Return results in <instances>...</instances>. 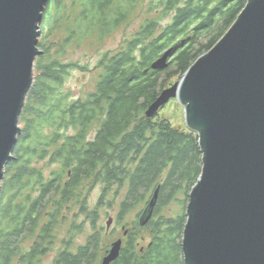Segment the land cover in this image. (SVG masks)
<instances>
[{
	"label": "trees",
	"instance_id": "obj_1",
	"mask_svg": "<svg viewBox=\"0 0 264 264\" xmlns=\"http://www.w3.org/2000/svg\"><path fill=\"white\" fill-rule=\"evenodd\" d=\"M247 2H47L40 24L41 39L62 27L67 34L65 42L80 43L91 37L102 42L132 19L138 6L147 5V14L119 50L102 54L95 88L79 99H72L70 92L62 89L69 69L79 64L65 63L51 55L39 38L42 53L35 64L39 73L25 100L13 157L4 166L0 264H12L14 248L17 254L23 253L21 237L25 235L35 241L27 254H22L26 256L21 262L37 264L39 256L51 250L59 222L67 220L65 214L74 206L78 207L75 219L79 213L85 214L95 231L86 244L74 250L73 232L80 231L82 223L73 221L62 239L65 248L54 263L102 264L110 246L103 244L104 235L95 227L100 206L111 207L116 202L115 222L126 234L120 256L112 264H186L182 251L185 211L203 169L199 135L159 113L148 117L146 111L174 79H179L226 34ZM168 17L170 20L164 23ZM169 49V67L153 69L155 59ZM60 53L63 51H57ZM96 186H101L102 192L90 211L88 192ZM158 188L153 216L142 225V213ZM172 205L180 210L165 213ZM137 209L140 211L135 224L129 228L123 221L127 213Z\"/></svg>",
	"mask_w": 264,
	"mask_h": 264
},
{
	"label": "water",
	"instance_id": "obj_2",
	"mask_svg": "<svg viewBox=\"0 0 264 264\" xmlns=\"http://www.w3.org/2000/svg\"><path fill=\"white\" fill-rule=\"evenodd\" d=\"M48 1L0 0V190L42 53ZM170 55L172 49L151 67H169ZM173 97L203 152L202 174L185 211L186 264H264V0H248L226 34L159 94L146 115L155 116ZM158 194L159 188L142 225L152 218ZM122 240H114L102 264L120 256Z\"/></svg>",
	"mask_w": 264,
	"mask_h": 264
},
{
	"label": "rangeland",
	"instance_id": "obj_3",
	"mask_svg": "<svg viewBox=\"0 0 264 264\" xmlns=\"http://www.w3.org/2000/svg\"><path fill=\"white\" fill-rule=\"evenodd\" d=\"M147 11V5L138 6L136 11L132 15V19H130L127 23L121 25L113 34L107 37L102 42L98 41L96 38L91 37L88 38L80 43L76 41H68L65 42L67 37L65 29L62 27L54 30L52 35L41 39V34H39V38L45 44V48H49V51L52 53L51 55L57 56L58 59L65 63H77L79 64L78 67H73L69 69L67 72V76L64 80L63 91L70 92L72 99H79L80 97H85V95L92 91L95 88V84L97 83L100 75L101 69L97 67L99 58H101L102 54L106 51L115 52L121 48L124 44L126 38L132 37L133 33L138 30L141 22L145 18ZM156 15L154 13L153 17ZM170 18H166L163 20L164 23L169 21ZM63 51V53L57 54V51ZM83 66L84 68H81ZM39 73L35 71L36 74ZM180 79V78H179ZM174 79V83L178 80ZM173 83V84H174ZM172 84V85H173ZM34 85V83H33ZM172 85L168 86L167 88L171 87ZM33 87V86H32ZM166 89V88H165ZM162 117L168 118L170 121L173 122L176 126L185 127L186 120L185 119V109L180 104L177 98H171L165 105L160 107L159 111L157 112ZM21 126V125H20ZM49 173V172H48ZM102 189L101 186H96L94 189L91 190L89 194V210L91 211L97 205V201H99ZM85 193V191H84ZM87 193V192H86ZM85 193V194H86ZM117 199L116 201H119ZM115 201V202H116ZM78 207L74 206L71 211L66 212V216L68 217L67 220L63 223L58 224L59 228L56 230V241L54 245L51 247L50 252L45 256H42L41 260L38 264H52V261L56 254L60 250L63 249L64 244L62 243V239H64L68 233L67 228L73 221H78L82 223V227L80 231H74L75 234L73 241L75 244L73 249H77L80 244L86 243L90 234H92L95 229L91 224L89 219H85V214H78L77 220L75 219L74 213H77ZM180 208L177 205H172L170 209L165 210V213H174L175 211H179ZM139 209L136 211L133 210L130 213H127V216L124 219V223L127 224V227H133L135 224V220L138 216ZM118 213V202L113 203L110 206H100V218L97 222L96 229H100L103 233V244H111L114 240H117L120 237L124 236V229L121 224H117L115 222L116 214ZM110 218L113 219L111 226L108 227V221ZM123 224V223H122ZM147 234V233H146ZM149 240V238L147 239ZM26 241V240H25ZM33 240H29V242L23 244L25 247L32 243ZM27 244V245H26Z\"/></svg>",
	"mask_w": 264,
	"mask_h": 264
},
{
	"label": "flooded vegetation",
	"instance_id": "obj_4",
	"mask_svg": "<svg viewBox=\"0 0 264 264\" xmlns=\"http://www.w3.org/2000/svg\"><path fill=\"white\" fill-rule=\"evenodd\" d=\"M64 183H65V181H64ZM88 188H90V187H88ZM86 192H88L87 190H86ZM90 192H91V190L88 192V195L90 194ZM88 202H89V198H88ZM88 207H89V204H88ZM108 228V227H107ZM109 229V228H108ZM23 235V234H22ZM22 238V242H21V245H22V254H27V252H28V248L29 247H31V245H32V243L35 241V239L31 236H28V235H25V236H23V237H21ZM33 240V242L32 243H30V244H26L27 246L25 247L23 244H25V243H27V242H29V240ZM26 240V241H25ZM73 241H75L74 239H73ZM72 241V243H73V246H74V242ZM86 242V241H85ZM64 244V243H63ZM84 244H86V243H84ZM84 244H80V245H84ZM79 245V246H80ZM12 248H14L13 247V245H12ZM65 248V245H64V247H63V249ZM17 249L16 248H14V254L12 255V257H10L11 258V260H12V264H25V263H22L21 262V257H23V256H26V255H22V254H20V253H18L17 254ZM50 252V251H49ZM48 252V253H49ZM60 252V251H59ZM58 252V253H59ZM36 256H38V255H36ZM57 256H58V254H56L55 255V257H54V259H53V261H52V264H55L54 262H55V259L57 258ZM40 257V260H41V258H42V255H40L39 256ZM34 264H36V263H34ZM38 264V263H37Z\"/></svg>",
	"mask_w": 264,
	"mask_h": 264
}]
</instances>
